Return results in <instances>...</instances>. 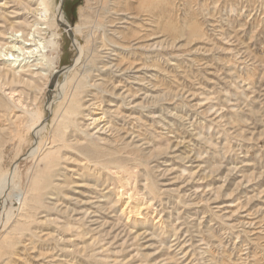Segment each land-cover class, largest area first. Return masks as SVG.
<instances>
[{"label":"rangeland","instance_id":"1","mask_svg":"<svg viewBox=\"0 0 264 264\" xmlns=\"http://www.w3.org/2000/svg\"><path fill=\"white\" fill-rule=\"evenodd\" d=\"M0 57V264H264V0H0Z\"/></svg>","mask_w":264,"mask_h":264},{"label":"bare ground","instance_id":"2","mask_svg":"<svg viewBox=\"0 0 264 264\" xmlns=\"http://www.w3.org/2000/svg\"><path fill=\"white\" fill-rule=\"evenodd\" d=\"M62 2H63V0L61 1V0H59V3L60 4H62ZM26 3V2H25ZM24 4V3H23ZM40 5H41V10H42V13H39V14H41V17H46L47 15V7H46V4H45V2L44 1H40V3H39ZM22 5V4H21ZM24 6V5H23ZM27 6H28V4H27ZM29 7V6H28ZM23 8H26V6L25 7H23ZM30 9V8H29ZM30 13V12H29ZM32 13V12H31ZM37 16V15H36ZM48 17V16H47ZM54 19V20H53ZM52 23H54L55 25H59V26H61V27H63L64 29H66V30H68L69 31V26L67 27V24H66V21L64 20V17H63V14H62V11H61V8H60V6H58V8H57V10H56V14L52 17ZM31 24H33L32 22H31ZM38 24V23H37ZM41 24V23H40ZM29 25V24H28ZM53 25V24H52ZM27 26V25H26ZM31 26V25H30ZM33 26V25H32ZM45 26V25H44ZM43 26V27H44ZM43 27H42V29H43ZM27 28V27H26ZM82 26H80V25H76L75 26V32L77 33V32H82ZM15 29H16V27H15ZM22 29V28H21ZM49 29V28H48ZM41 29H39V28H36L35 27V31L33 32V33H30V32H28V33H30L31 34V36H32V38L33 37H35L34 36V34H36V33H38V32H41L40 31ZM45 30V29H44ZM30 31V30H29ZM17 32V31H16ZM43 33V32H42ZM42 33H41V36H42ZM14 34V33H13ZM13 34H11L12 36H13ZM16 34L17 33H15V36H16ZM26 34V33H25ZM40 34V33H39ZM68 34H70L69 32H68ZM23 35V32L22 33H20V36L22 37H20L21 38V41L19 40V37L17 38L18 40H16V41H20V42H22V44H21V46H17V50H21L22 48L23 49H25L23 46H26V45H29V44H27L26 42L24 43L23 41H25V40H28L27 38H25L24 36H22ZM38 35V34H37ZM11 36H9V38H10ZM38 37V36H37ZM43 37V36H42ZM8 38V37H7ZM12 38H15V37H12ZM74 38V37H73ZM16 39V38H15ZM30 39V38H29ZM36 39V38H35ZM36 40H38V38L36 39ZM74 40H75V44H78L79 42H78V39L76 38H74ZM11 41V40H10ZM29 41V40H28ZM27 41V42H28ZM31 41V40H30ZM33 41V40H32ZM40 41V40H39ZM8 41H6V43H7ZM16 42H14L13 44H11L12 45V47L14 48V44H15ZM2 44H5V43H2ZM24 44V45H23ZM37 44H38V42H37ZM39 44H41V43H39ZM42 45V44H41ZM40 45V48L42 49V46ZM5 46V45H4ZM8 46H9V44H8ZM28 47V46H27ZM37 47V46H36ZM35 48V47H34ZM34 48H33V50H34ZM9 49H11V47H9ZM8 49V50H9ZM15 49V50H16ZM44 49V48H43ZM77 49H78V51H79V56L77 57V59H76V61L78 62V60H79V57H80V55H81V53H82V51H81V47L80 46H78L77 47ZM26 50V49H25ZM30 50V49H29ZM32 50V49H31ZM30 50V51H31ZM4 51V50H3ZM5 51H7V50H5ZM12 51V50H11ZM7 52V53H4V55L5 56H7V55H11V57H7L6 58V61H9L10 63H16L17 62V60H18V55H15V54H13V52ZM28 51V50H27ZM33 52V51H32ZM20 53H22L23 55H27L26 53H28V52H26L25 54L23 53V52H21L20 51ZM4 55H2V56H4ZM30 56H31V54H30ZM1 58V57H0ZM20 59V58H19ZM5 60V59H4ZM21 60H22V58H21ZM38 60V59H37ZM41 60V59H40ZM39 60V62H42L43 61V59H42V61H40ZM22 61H24V60H22ZM8 63V62H7ZM26 63H27V61H26ZM30 63V62H29ZM29 63H27V64H29ZM76 63V62H75ZM17 64V63H16ZM21 64V63H20ZM19 64V65H20ZM23 64V63H22ZM38 64V63H37ZM42 65H43V63H42ZM9 68V67H8ZM18 68V67H17ZM28 68H30V67H28ZM20 69V68H19ZM21 70V69H20ZM23 70V69H22ZM29 71V70H28ZM12 72V71H11ZM5 73V72H4ZM10 74V73H9ZM15 74V73H14ZM23 74V73H22ZM10 76H12V75H10ZM81 80V79H80ZM80 86V85H79ZM75 88V87H74ZM82 88V87H81ZM80 89V88H79ZM74 91V90H73ZM75 96V95H74ZM75 100V99H74ZM70 101H71V99H70ZM92 105V104H91ZM94 105V104H93ZM100 115V114H99ZM102 121V120H101ZM39 122V121H38ZM37 123V122H36ZM37 129H41L40 127L39 128H37ZM40 146H42V142L40 141L39 143H38V146L37 147H35L34 149H33V151H35L36 149H39L40 148ZM5 188V187H4ZM15 192V191H14ZM21 192H17L16 194H15V196H13V198H11L13 201H16L17 203H19L20 202V198H21ZM15 197V198H14ZM10 207V206H9ZM17 210V207H16V209H15V211ZM1 212H2V210H1ZM0 212V213H1ZM7 228V227H6ZM5 229V228H4ZM2 241V240H1ZM2 244V243H1Z\"/></svg>","mask_w":264,"mask_h":264},{"label":"water","instance_id":"3","mask_svg":"<svg viewBox=\"0 0 264 264\" xmlns=\"http://www.w3.org/2000/svg\"><path fill=\"white\" fill-rule=\"evenodd\" d=\"M62 1V0H61Z\"/></svg>","mask_w":264,"mask_h":264}]
</instances>
